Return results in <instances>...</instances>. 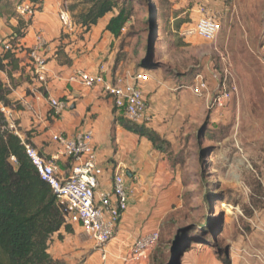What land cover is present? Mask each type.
I'll return each instance as SVG.
<instances>
[{
    "label": "rangeland",
    "instance_id": "1",
    "mask_svg": "<svg viewBox=\"0 0 264 264\" xmlns=\"http://www.w3.org/2000/svg\"><path fill=\"white\" fill-rule=\"evenodd\" d=\"M74 3L76 13L86 8ZM199 6L218 19L215 41L182 35L196 21ZM133 7L132 22L118 40L117 63L150 73L158 87L166 85L175 94L160 108H170V119L181 128L176 143L163 153L181 173L178 204L161 225V238L146 264H170L173 258V264H225L247 231L243 214L249 203L261 198L264 0H133ZM200 74L210 88L197 96L190 87ZM225 79L227 87L236 89L226 106L217 109L212 100ZM206 218L211 232L199 228ZM78 228L76 235L89 239Z\"/></svg>",
    "mask_w": 264,
    "mask_h": 264
},
{
    "label": "crops",
    "instance_id": "2",
    "mask_svg": "<svg viewBox=\"0 0 264 264\" xmlns=\"http://www.w3.org/2000/svg\"><path fill=\"white\" fill-rule=\"evenodd\" d=\"M18 1L6 0L7 5L0 14V35L9 39L13 34H22L20 44L24 48L17 54L23 60L21 66L24 70L15 73L17 85L11 94V99L19 104V108H9L12 114L10 122L18 129L21 139H29L47 156L58 148L52 140L53 134L62 132L73 135L78 130L91 129L98 160L104 168L102 187L110 186L117 168L125 169L126 181L133 194L129 209L124 213L114 238L107 245L110 264H125L122 257L130 251L133 241L140 235L160 230L169 211L177 206L182 188L181 173L163 153L153 148L147 138L125 129L115 121L111 97L103 94L98 87L88 88L79 80H71V77L79 71H96L101 63L107 66V77L127 75L140 69L135 71V66L124 68L123 62L115 63L121 36L116 37L106 29L114 13L105 15L90 30H85L75 21L76 28L67 31L63 28L59 11L61 4H70L73 0H38L42 10L28 25L15 13L14 6ZM196 12L198 19V8ZM38 32L45 35L50 49V72L47 87L44 88L46 92H41L43 94L38 92L40 83L36 81L27 61V51L35 43ZM138 84L147 95V126L172 144L176 143L177 135L181 132L179 123L170 119V108L164 112L160 108L162 101L172 100L175 94L168 91L166 85L164 88L158 87L157 81L153 79ZM179 94L185 96V93ZM48 96L68 103V107L57 117L52 115ZM25 102L32 105L33 111ZM162 118H168L169 122H161ZM60 165L64 170L68 169L66 161L61 160ZM261 174L260 201L249 203L247 215L241 213L248 227L232 247L230 264H264V166ZM73 227L75 233L61 231L63 239H59L58 234L53 236L49 252L66 264H100V251L95 248L89 254V249L95 247L94 243L90 239L82 241L76 235L77 228L82 229L78 225Z\"/></svg>",
    "mask_w": 264,
    "mask_h": 264
},
{
    "label": "built area",
    "instance_id": "3",
    "mask_svg": "<svg viewBox=\"0 0 264 264\" xmlns=\"http://www.w3.org/2000/svg\"><path fill=\"white\" fill-rule=\"evenodd\" d=\"M42 10L40 2L24 0L15 5L16 15L28 23ZM199 18L193 24H189L183 31L184 37L200 36L208 41H215L220 24L215 15L204 7H198ZM63 28L73 31L76 22L70 10L69 3L61 4L59 11ZM126 27L123 28V31ZM22 45L13 46L8 38L0 35V52L12 51L19 53ZM49 42L42 32H38L35 43L27 52L28 66L40 87L46 88L49 66L48 52ZM107 66L101 63L96 71H79L71 80H79L88 88L98 87L100 91L111 97L116 107L124 117L132 123H147V95L139 82L150 81L152 76L145 71L128 72L127 75L117 74L107 77ZM228 76V69L225 70ZM215 75H217L215 73ZM227 79L222 80L220 88L213 97V106L217 109L226 106L236 87H227ZM210 88L209 80L202 74L198 75L195 83L190 87L192 93L203 95ZM41 93L40 90H38ZM43 94V93H41ZM48 102L53 110V117L68 107V103L56 97L48 96ZM33 111L32 105L25 102ZM8 121L12 114L8 108L2 107ZM18 135L19 131L11 123ZM58 148L49 156L43 154L37 147L22 139L25 151L37 170L39 177L48 183L65 210V223L78 225L82 232L94 243L100 251V264H110L108 243L114 238L116 229L122 220L124 213L129 209L132 189L126 181V171L117 168L113 173L109 187H102L101 179L104 168L98 160L97 149L93 143V131L91 129L78 130L73 135L59 132L52 136ZM67 163V170L60 165V161ZM11 161L17 164L14 156ZM161 238L160 230L138 236L130 246V251L122 257L125 264L145 263L149 261L153 249ZM219 264V263H217Z\"/></svg>",
    "mask_w": 264,
    "mask_h": 264
},
{
    "label": "trees",
    "instance_id": "4",
    "mask_svg": "<svg viewBox=\"0 0 264 264\" xmlns=\"http://www.w3.org/2000/svg\"><path fill=\"white\" fill-rule=\"evenodd\" d=\"M78 1L86 8L76 13L77 4L74 3L70 4V10L85 30H90L109 13L114 15L106 29L116 37L121 36L123 28L132 22L133 0ZM5 6L6 0H0V14ZM21 37L22 34H13L9 41L16 47ZM17 54L12 51L0 52V264H66L64 260L54 258L49 247L55 234L63 239L61 231L71 234L74 227L65 223L63 206L50 185L39 177L26 154L21 137L2 111V107L19 108V104L11 99L17 85L14 75L24 70L21 66L23 60ZM38 90L46 92L43 87ZM117 110L115 107V114ZM123 116H116L115 121L125 129L147 138L156 151L169 152L172 143L167 138L147 126L146 122L132 123ZM24 141L35 146L29 139ZM12 156L16 158L17 164L11 161ZM210 225L209 218H206L199 228H206L204 232L210 229L211 232ZM224 262L230 264L231 260L227 257Z\"/></svg>",
    "mask_w": 264,
    "mask_h": 264
},
{
    "label": "water",
    "instance_id": "5",
    "mask_svg": "<svg viewBox=\"0 0 264 264\" xmlns=\"http://www.w3.org/2000/svg\"><path fill=\"white\" fill-rule=\"evenodd\" d=\"M221 230H223V228L221 229ZM177 256V255H176ZM181 256V255H180ZM176 259V258H175ZM174 258L170 261V264H173L174 263V260H175ZM181 264V263H180Z\"/></svg>",
    "mask_w": 264,
    "mask_h": 264
}]
</instances>
